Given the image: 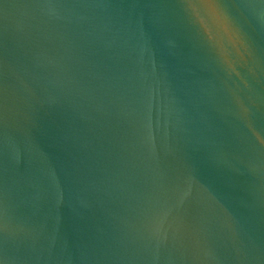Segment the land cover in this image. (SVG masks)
I'll use <instances>...</instances> for the list:
<instances>
[{
	"label": "water",
	"instance_id": "1",
	"mask_svg": "<svg viewBox=\"0 0 264 264\" xmlns=\"http://www.w3.org/2000/svg\"><path fill=\"white\" fill-rule=\"evenodd\" d=\"M0 264H264V0H0Z\"/></svg>",
	"mask_w": 264,
	"mask_h": 264
}]
</instances>
